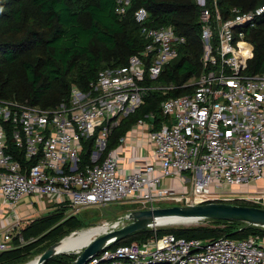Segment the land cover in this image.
<instances>
[{
    "label": "built area",
    "instance_id": "2783aa9c",
    "mask_svg": "<svg viewBox=\"0 0 264 264\" xmlns=\"http://www.w3.org/2000/svg\"><path fill=\"white\" fill-rule=\"evenodd\" d=\"M128 4L115 0L116 15H123ZM263 11L264 4L248 11L233 7L224 20L215 11L213 34L210 13L201 8L203 70L180 86L188 92L162 100L164 121L156 124L150 113L136 119L132 127L145 131L138 143L126 142L122 135L118 146L103 154L111 130L142 103L145 92L175 87L142 81L144 75L155 80L184 43L170 27L145 26L143 7L133 12L146 40L141 51L123 65L99 69L87 89L71 86L67 100L49 108L0 99V197L11 212L0 230V252L36 239L22 237V220L13 213L24 195L66 201L70 214L117 201L139 209L153 208L161 200L180 205L244 200L264 206V197L225 196L227 187L264 177V69L245 72L252 45L241 30L253 26ZM145 142L151 146V159L138 169L121 170L116 150L136 159ZM85 151L88 162L83 163ZM166 179L176 183L166 184ZM123 262L264 264V236L202 240L153 232L143 242L107 245L85 264Z\"/></svg>",
    "mask_w": 264,
    "mask_h": 264
},
{
    "label": "trees",
    "instance_id": "16d2710c",
    "mask_svg": "<svg viewBox=\"0 0 264 264\" xmlns=\"http://www.w3.org/2000/svg\"><path fill=\"white\" fill-rule=\"evenodd\" d=\"M114 4L115 0H0V99L40 108L53 107L67 100L71 86L87 89L99 69L123 65L129 55L141 51L146 40L139 32L140 25L133 19V12L139 7L147 12L145 26L170 27L176 35L184 38L176 56L162 66L158 77L149 80L144 75L142 81L149 86L172 84L175 87L145 92L142 103L111 130L103 154L115 147L119 137L144 114H152L156 124L164 121L165 117L160 112L162 100L189 91L187 87L180 86L203 70L199 37L201 8L210 13L215 34V11L224 20L232 16L231 8L248 11L263 5L264 0H203L202 5L196 0H129L120 16L114 12ZM241 30L243 37L252 45L245 72L259 73L264 69V11L255 19L253 26ZM81 159L83 163L88 162L86 151ZM230 203L262 207L244 200ZM61 218L62 212L57 209L21 228L23 238L32 236L36 239L0 252V264H20L80 227V222L73 215ZM203 221L210 226L143 228L112 245L143 242L153 232L202 240L264 236V228L244 226L239 221ZM74 257L75 254H56L41 264H69Z\"/></svg>",
    "mask_w": 264,
    "mask_h": 264
},
{
    "label": "water",
    "instance_id": "95a60500",
    "mask_svg": "<svg viewBox=\"0 0 264 264\" xmlns=\"http://www.w3.org/2000/svg\"><path fill=\"white\" fill-rule=\"evenodd\" d=\"M125 221H113L110 227L93 237L82 249L75 254L69 264H85L88 259L103 247L113 244L129 234L143 228L164 226L171 221L202 222L207 219L232 220L244 223V226L264 228V207L233 204L230 202L210 201L191 205H174L168 207H153L134 209L118 216ZM75 231L70 232L68 235ZM66 237V236H64ZM49 244L36 257V263L55 255V246L64 238Z\"/></svg>",
    "mask_w": 264,
    "mask_h": 264
},
{
    "label": "crops",
    "instance_id": "0c3cea01",
    "mask_svg": "<svg viewBox=\"0 0 264 264\" xmlns=\"http://www.w3.org/2000/svg\"><path fill=\"white\" fill-rule=\"evenodd\" d=\"M123 136H125L126 142L138 143L141 138L144 139L145 131L140 127H132V125H130ZM116 146H118V144ZM116 146L113 148H116ZM116 154L119 157L118 164L121 167V170H130L133 168L138 169L144 164L146 160L151 159V146L146 142L142 143V149L139 153L140 157L136 159L128 155L125 156L120 148L116 150ZM164 183L174 184L176 183V180L166 179L164 180ZM184 188H188V183L184 185ZM228 190L231 191V194L240 195L243 198L264 197V177L261 180H257L245 185L229 187ZM57 209L62 212L61 220L73 215L70 214V209L66 201L48 196L37 197L33 195L22 196L16 203L13 213L18 215L22 220L20 223L21 229L34 219L48 215ZM9 211L10 210L5 207V204L0 197V230L5 227L11 217V212Z\"/></svg>",
    "mask_w": 264,
    "mask_h": 264
},
{
    "label": "rangeland",
    "instance_id": "374dc122",
    "mask_svg": "<svg viewBox=\"0 0 264 264\" xmlns=\"http://www.w3.org/2000/svg\"><path fill=\"white\" fill-rule=\"evenodd\" d=\"M228 189H229V187H227L225 189V196H231L232 195V194H230L231 191H229ZM186 191H188V188H186ZM121 202L124 204H122ZM174 205H180V204H177V203H174V202L168 201V200H161L159 202H156L154 204V207H168V206H174ZM127 209H129V210H127ZM134 209H139L138 205L135 203H129L126 201L112 202V203H109L105 206H86V207L80 208V210L76 214H73V216L80 222V227L76 230L82 229L84 227H89L92 225L99 224L102 221L110 222V220H117L116 218L118 216H121V215L127 213L128 211L134 210ZM188 226H210V224L203 221V222H198V223H195L192 225L159 226V227H152L151 229L155 230V229L160 228V227L177 228V227H188ZM219 226H221V225H219ZM76 230H73V231H76ZM39 253H36V254H39ZM36 254H33V256ZM66 254H74V253H66ZM30 257L33 258L32 256H30ZM30 257H29V259H30ZM22 263H24V262H22ZM22 263H20V264H22Z\"/></svg>",
    "mask_w": 264,
    "mask_h": 264
},
{
    "label": "bare ground",
    "instance_id": "6f19581e",
    "mask_svg": "<svg viewBox=\"0 0 264 264\" xmlns=\"http://www.w3.org/2000/svg\"><path fill=\"white\" fill-rule=\"evenodd\" d=\"M122 220L125 221V218L117 219L118 223H120ZM113 221H116V220H110V222L102 221L99 224L92 225L89 227H84L82 229L76 230L75 232L71 233L70 235H67L66 237H64L59 242L58 245L55 246L56 254H62V253H74V254H76L93 237H95L99 233L107 230ZM192 224H194V222L171 221V222H167L163 225L164 226H174V225H192ZM32 257L33 258L30 257V259L24 261V263H22V264H37L36 263L37 255H34Z\"/></svg>",
    "mask_w": 264,
    "mask_h": 264
}]
</instances>
